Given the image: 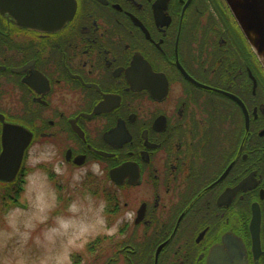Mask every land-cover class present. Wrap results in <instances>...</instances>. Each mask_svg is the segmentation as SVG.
<instances>
[{
	"label": "flooded vegetation",
	"instance_id": "flooded-vegetation-1",
	"mask_svg": "<svg viewBox=\"0 0 264 264\" xmlns=\"http://www.w3.org/2000/svg\"><path fill=\"white\" fill-rule=\"evenodd\" d=\"M75 1L2 0L0 153L9 123L104 163L136 217L99 264H264V70L226 0Z\"/></svg>",
	"mask_w": 264,
	"mask_h": 264
},
{
	"label": "clouds",
	"instance_id": "clouds-1",
	"mask_svg": "<svg viewBox=\"0 0 264 264\" xmlns=\"http://www.w3.org/2000/svg\"><path fill=\"white\" fill-rule=\"evenodd\" d=\"M26 156L19 195L0 189V264H81L93 241L135 222L134 207L117 205L101 160L69 161L56 137L37 138Z\"/></svg>",
	"mask_w": 264,
	"mask_h": 264
},
{
	"label": "water",
	"instance_id": "water-1",
	"mask_svg": "<svg viewBox=\"0 0 264 264\" xmlns=\"http://www.w3.org/2000/svg\"><path fill=\"white\" fill-rule=\"evenodd\" d=\"M42 1L44 2V0H38V2ZM67 1L68 9L63 13L64 17L62 16L64 21L67 18L71 19L76 12V1ZM226 2L247 38L253 53L260 63H264V55H262L264 54V0H226ZM45 4L47 8L41 11V15L51 16L54 6L51 8L52 4ZM0 5H2V0H0ZM31 140L32 133L29 130L19 125L4 123L2 130L3 149L0 153L1 183L15 181ZM214 261L211 259L209 264H214Z\"/></svg>",
	"mask_w": 264,
	"mask_h": 264
},
{
	"label": "rangeland",
	"instance_id": "rangeland-1",
	"mask_svg": "<svg viewBox=\"0 0 264 264\" xmlns=\"http://www.w3.org/2000/svg\"><path fill=\"white\" fill-rule=\"evenodd\" d=\"M252 67L258 68L256 64H254V66H252ZM262 93H264V92H262ZM26 158H27V156H25V159L22 162L21 168L19 170V173H18L15 181L11 183L12 187H15L17 184L16 182H18V176L20 175L22 167H25ZM19 179H20V177H19ZM4 187H6V185L4 183L0 182V189H2ZM113 193H114V191H113ZM129 231H130V229H129ZM117 241L118 242L119 241H122V242L125 241V235L119 233L117 236L111 237V238H97L90 245L89 251L83 253L78 259H79V261H81V264H99V262L101 261V259H99V254H100V250L102 249V246H111L112 243L117 242Z\"/></svg>",
	"mask_w": 264,
	"mask_h": 264
},
{
	"label": "trees",
	"instance_id": "trees-1",
	"mask_svg": "<svg viewBox=\"0 0 264 264\" xmlns=\"http://www.w3.org/2000/svg\"><path fill=\"white\" fill-rule=\"evenodd\" d=\"M251 55H253L254 56V54L251 52ZM259 63V62H258ZM264 72V71H263ZM21 175V176H20ZM20 175L18 176V182H16L17 184H16V186L14 187L15 189H16V192H15V194L18 196L19 195V191H18V186H19V184H20V182H21V180H22V177H23V175H24V171L23 170H21V172H20ZM19 177H20V179H19ZM5 185H6V187H12V185L11 184H6V183H4Z\"/></svg>",
	"mask_w": 264,
	"mask_h": 264
}]
</instances>
